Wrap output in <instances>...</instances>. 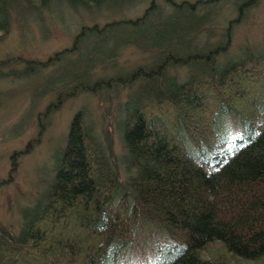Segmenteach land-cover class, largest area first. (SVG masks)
I'll use <instances>...</instances> for the list:
<instances>
[{
  "label": "trees",
  "instance_id": "obj_1",
  "mask_svg": "<svg viewBox=\"0 0 264 264\" xmlns=\"http://www.w3.org/2000/svg\"><path fill=\"white\" fill-rule=\"evenodd\" d=\"M21 1L44 7L51 0H0L2 35ZM66 1L92 7L131 0ZM166 1L172 11L188 15L206 7ZM173 21L160 1L149 0L141 16L84 26L71 47L45 62H25L36 72L56 68L92 38L113 43L110 67L129 47L159 53L156 62L98 78L48 105L46 112L79 92L98 95L120 85L135 87L124 104L130 109L123 132L130 175L123 187L112 137L101 136L80 110L56 157L55 177L20 232L0 224V264H121L141 223L170 236L167 248L175 253L162 264H231L232 259L264 264V52L225 66L218 63L219 46L177 53ZM199 27L197 22L185 30L191 41ZM180 66L188 69L183 80L170 74ZM145 80L154 86L136 92ZM73 84V79L65 83ZM225 113L227 121L242 126L233 147L219 141V117ZM181 130L200 155L191 151Z\"/></svg>",
  "mask_w": 264,
  "mask_h": 264
},
{
  "label": "rangeland",
  "instance_id": "obj_2",
  "mask_svg": "<svg viewBox=\"0 0 264 264\" xmlns=\"http://www.w3.org/2000/svg\"><path fill=\"white\" fill-rule=\"evenodd\" d=\"M158 1L167 15H173L177 53L207 52L219 46L222 51L218 63L225 66L250 54L264 52V0H174L197 3V7L205 5L196 16L188 15L184 10L172 11L166 0ZM148 6L149 0L92 7H72L66 0H51L44 7L21 1L12 8L10 29L6 35L0 32V61H5L0 67V224L12 233L20 232L27 214L52 183L56 157L66 144L73 117L80 110L101 136L112 137L121 183L123 187L127 184L130 172L125 163L123 132L130 109L124 104L135 87L120 85L102 90L101 95L79 92L50 111L46 112V108L49 104L56 105L60 94L75 91L78 86L93 83L101 77L126 74L140 64L156 62L159 53L129 47L122 50L118 64L110 67L108 60L113 43L102 44L101 40L92 38L78 55L56 68L51 65L36 72L25 67V62H45L56 52L71 47L84 26L135 19ZM197 22L201 27L191 41L185 30ZM181 28L186 33H178ZM154 34L151 35L153 41L158 38V34ZM148 46L151 47H145ZM97 58L104 60L96 61ZM170 74L183 80L188 69L180 66L173 68ZM70 79L76 84L65 85ZM148 86L154 84H147L145 80L135 91L147 90ZM120 104L123 107L119 112ZM227 115L219 117V141L222 138L228 147H233L242 134V126L240 121H227ZM181 134L191 151L200 155L201 150L189 140L185 131L181 130ZM170 242V236L164 231L141 223L121 264L167 263L175 253L167 248ZM205 256L210 257L211 253L206 252ZM231 264L248 263L232 259Z\"/></svg>",
  "mask_w": 264,
  "mask_h": 264
}]
</instances>
